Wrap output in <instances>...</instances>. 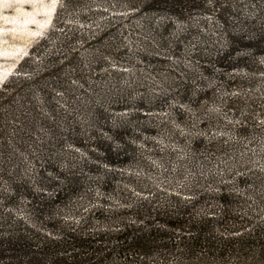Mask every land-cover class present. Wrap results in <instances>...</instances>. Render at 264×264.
Here are the masks:
<instances>
[{
  "label": "trees",
  "instance_id": "obj_1",
  "mask_svg": "<svg viewBox=\"0 0 264 264\" xmlns=\"http://www.w3.org/2000/svg\"><path fill=\"white\" fill-rule=\"evenodd\" d=\"M6 78L0 264H264V164L204 170L264 140V0H58Z\"/></svg>",
  "mask_w": 264,
  "mask_h": 264
},
{
  "label": "rangeland",
  "instance_id": "obj_2",
  "mask_svg": "<svg viewBox=\"0 0 264 264\" xmlns=\"http://www.w3.org/2000/svg\"><path fill=\"white\" fill-rule=\"evenodd\" d=\"M55 3L56 0H0V87L4 82L3 79L14 71L21 58L27 54L29 48L49 29L52 22V19L50 21L51 12ZM129 79L131 78L128 76L125 78V80ZM152 87L149 86L148 89L152 90ZM135 92L140 91L136 89ZM216 108L220 111L222 110L219 105H216ZM225 118L230 121L234 120L230 114H225ZM175 124L183 132L191 135L198 133L196 126H182L176 122ZM224 133L230 139L235 136L234 132L229 129L224 130ZM157 140L162 146L177 148L178 157L175 159L179 158L181 160L188 157L187 145L180 146L177 142L170 139L167 131L162 132ZM246 155L252 157L258 163L264 164V140L261 136H255L252 140H242L227 157L217 156L218 158L216 157L215 160H212L204 170L206 173L219 171L225 161H239ZM158 166L160 170L152 177V182L159 188L173 184L176 187H189L195 182L194 175L189 170L184 176L176 178L166 175L161 163ZM254 200L251 197L249 205L255 204Z\"/></svg>",
  "mask_w": 264,
  "mask_h": 264
},
{
  "label": "bare ground",
  "instance_id": "obj_3",
  "mask_svg": "<svg viewBox=\"0 0 264 264\" xmlns=\"http://www.w3.org/2000/svg\"><path fill=\"white\" fill-rule=\"evenodd\" d=\"M57 2H58V0H56L55 6H54V8L52 9L51 17H50V21H51L53 15H54V12H55V8H56V5H57ZM18 61H19V60H18ZM5 78H6V77H5ZM5 78H4V79H5ZM4 79H3V81H4ZM3 81H2V82H3Z\"/></svg>",
  "mask_w": 264,
  "mask_h": 264
}]
</instances>
